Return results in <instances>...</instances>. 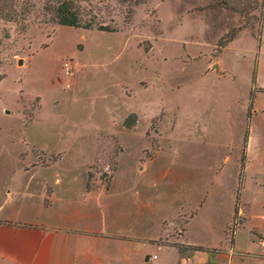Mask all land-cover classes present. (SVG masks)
<instances>
[{
  "label": "rangeland",
  "instance_id": "obj_1",
  "mask_svg": "<svg viewBox=\"0 0 264 264\" xmlns=\"http://www.w3.org/2000/svg\"><path fill=\"white\" fill-rule=\"evenodd\" d=\"M67 1L91 29L58 24ZM262 2L0 0V219H49L63 188L114 197L120 225L169 244L231 246L245 222L236 247L257 252Z\"/></svg>",
  "mask_w": 264,
  "mask_h": 264
},
{
  "label": "crops",
  "instance_id": "obj_2",
  "mask_svg": "<svg viewBox=\"0 0 264 264\" xmlns=\"http://www.w3.org/2000/svg\"><path fill=\"white\" fill-rule=\"evenodd\" d=\"M260 42L251 88L264 92V22ZM249 162L250 159L245 164ZM246 168L243 165L244 175ZM103 198L82 199L61 188L56 214L49 219L17 213L11 215L12 220L0 219V264H264V233L258 225L252 229L261 237L250 232L251 243L260 248L257 252H241L236 247V237L244 222L233 233L231 246L181 242L176 245L203 249L183 255L175 244H169L161 236L131 234L129 225L119 223L129 218V212L112 211L110 200L114 197Z\"/></svg>",
  "mask_w": 264,
  "mask_h": 264
},
{
  "label": "trees",
  "instance_id": "obj_3",
  "mask_svg": "<svg viewBox=\"0 0 264 264\" xmlns=\"http://www.w3.org/2000/svg\"><path fill=\"white\" fill-rule=\"evenodd\" d=\"M262 5L261 7H263L264 9V0H262ZM72 6H69V2H65L60 4L57 9H56V19L59 25L62 26H67V27H72V28H84V29H91L92 28V24H87V25H83L81 23V20L79 18V15H77V13L72 10ZM99 31H110L108 30L106 27H99L98 28ZM243 29H237L236 31H234L233 33L227 34L224 38H222L221 41L218 42L217 44V52H221V50H223L225 48V46L230 43L232 40H234L236 38V36L239 34V32H241ZM258 43L260 42V36H259V40H257ZM247 141V137H245L244 142L246 143ZM176 248L179 250V252L182 253L183 249H189L191 251H201L203 250L202 248L199 247H186L183 245H176Z\"/></svg>",
  "mask_w": 264,
  "mask_h": 264
},
{
  "label": "built area",
  "instance_id": "obj_4",
  "mask_svg": "<svg viewBox=\"0 0 264 264\" xmlns=\"http://www.w3.org/2000/svg\"><path fill=\"white\" fill-rule=\"evenodd\" d=\"M61 70H62V73L65 75V76H69L72 74V71H73V63L71 60H64L62 62V65H61Z\"/></svg>",
  "mask_w": 264,
  "mask_h": 264
}]
</instances>
